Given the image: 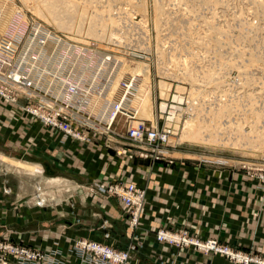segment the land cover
I'll return each mask as SVG.
<instances>
[{"label":"rangeland","instance_id":"rangeland-1","mask_svg":"<svg viewBox=\"0 0 264 264\" xmlns=\"http://www.w3.org/2000/svg\"><path fill=\"white\" fill-rule=\"evenodd\" d=\"M44 1L0 0V49L9 51L11 56L10 61L0 60V103L12 107V112L19 111L33 122L40 123L44 129L52 132V136L59 138V144L64 145L68 140H72L78 144L77 147L81 150L86 146L100 147L104 144L114 158L132 160L139 156L154 159L153 161L163 160L171 167H175L177 161L184 160L188 164H196L202 168L231 170L249 178L255 191L264 192V131L262 127L260 130V126L264 125V0H158L159 5L168 12L158 24L157 10H155L156 0H90L94 2L88 8L87 16L98 18V15L100 16L98 20H100L101 16L106 18V15L114 13L121 26L119 29L116 27L118 30L113 28V33H126L125 37H113L114 39H106L107 41L90 35L87 32L89 25L78 23L76 17L73 16L75 20H70L69 18L72 16L70 12L67 14L68 18H63L66 16L64 13H68L67 5H64L68 2L58 0L60 1L58 3L60 10L64 6L62 11L58 10L60 20H70L69 26L66 24L69 20L63 22L65 23L63 29V26L60 25L61 21L57 25L56 17L51 18L53 12L50 13L51 16L49 15L48 11L51 9L48 5L51 4L47 5L46 3L50 0ZM146 1L147 3H145ZM43 3L49 7V10L46 6L44 7ZM108 6H112L111 10L114 9V11L106 13ZM60 13L65 16L61 17ZM126 16L128 20L123 19ZM3 24H5V29L2 27ZM66 26L68 28H65ZM97 29L100 30L96 27ZM34 33H38L37 39L34 38ZM128 33H132L129 39ZM104 53L108 54L107 58L103 57ZM141 64L148 68L151 77L152 116L154 118L148 116L144 109L138 107L135 100L134 94L139 92L138 89L143 85L142 78L144 76H136L138 82L134 81L133 83L132 91L135 88L136 90L130 96V107L132 106L138 111L140 118L154 122V125L160 129L170 130L171 140L168 144L163 145L160 151L154 148L144 149L122 136L121 134H124L127 128L125 117L117 119L114 133L101 134L94 128L91 130L84 122V116L74 112H79L80 107H74L68 101L73 95L89 93V86H91L90 90L93 94L102 91L107 97H115V100L120 98L123 95V78L125 80L126 77L132 75L128 73L129 70L120 75L121 70L138 67ZM15 70L20 72L28 82L16 81L11 74ZM117 82L120 84L118 85ZM163 82L171 85L169 96L162 95L160 86ZM115 84L117 87L116 90H113ZM136 84L139 86L136 87ZM220 99L228 103L232 100H237L240 103L235 108L237 111L227 108L228 112L226 111L222 115L220 121L231 120L234 123L238 120V125H241L240 129L237 130L239 126L236 124L235 129L232 128L234 131L228 135L225 134L224 137L230 138V144L233 140L234 142L243 141L245 142L244 147L230 145L223 147L218 144L202 143L206 140L204 134L212 133V122H209L213 113L211 109ZM115 100L110 103H114ZM49 101L61 104L58 109L67 113L61 123L69 126L72 132L66 131L62 127L47 125L34 112L37 110L39 114L56 115L57 107L56 109L44 108L47 107L46 103ZM166 103L168 109H163V104ZM198 108L202 111H199ZM257 109L258 112L260 111L259 113L256 112ZM173 111L177 113L174 115L178 119H175L174 125L169 120L170 113ZM194 111H199L198 117L201 121L203 135L202 137L200 135L198 141L190 142L188 139V141L184 140L182 134L186 120H188L187 122L199 121L195 117ZM211 119L213 118L211 117ZM251 132L255 134L253 135ZM248 133L252 137L255 136V139L250 138ZM260 134L262 135L260 136ZM256 137L260 138L256 140ZM99 140L104 143L100 142L99 144ZM247 140L249 143L246 142ZM22 147L10 142L9 136L0 131V264H20L17 251L14 253L9 248V244L27 251L29 255L23 256L22 261L32 262V264H36L40 258L48 263L58 254H62L60 250L49 251L25 243L22 236L24 230L21 227L15 229L13 225L9 228L7 221L12 216L9 214L10 211L15 210L19 213L20 210H17L22 208V203L32 206L35 203L41 209L48 207L46 209L48 212L57 199L66 202V199L70 197L67 206L75 209L72 207L75 204L73 202L75 198L72 195L76 196V201H81L80 196L85 197V200H88L89 197L96 200L97 203L91 202L98 206V209L107 204L106 202L109 200H116L122 207V216L117 218L118 220L105 217L96 221L93 219L94 223L92 222L90 231L96 236V239L83 235L76 237L68 248L67 258L69 255L75 254L81 258L82 264H95V254L87 249H82L79 244V242L87 241L89 245L95 243L109 246L116 251H128L131 264L135 259H142L143 246L138 241L141 213L137 215L138 225L132 227L131 223L136 215L125 211L121 201L104 192V189L113 182L126 184L124 178L109 182L100 181L98 178L96 181L89 182L88 172L75 171L63 165V151L56 161L50 159L55 167L53 170L41 165L43 171H35V163L39 161L33 157L21 155ZM121 150L130 152L133 156L122 155ZM97 152H99L98 149ZM76 157L79 158L78 155ZM76 160L77 158H75ZM40 164L43 163L40 161ZM55 177L70 179L78 188L73 189L68 186L58 188L50 185L51 179ZM138 187L146 191L147 198V189ZM62 190L65 198L58 193ZM42 192H47L46 197L41 196ZM53 192L54 194H52ZM146 201L147 199H145V205ZM89 203L87 202L86 205L91 208L92 205ZM13 215L15 216V214ZM18 215L22 217L23 212ZM62 215L63 217L59 221L62 225L72 223L80 226L84 224V220L79 219L80 217L74 212ZM126 225L131 232V237L128 240L125 238L123 240L116 239L118 236L116 229L122 227L124 230ZM26 231L36 232L30 228H27ZM117 231L120 233L119 230ZM160 231L175 233L183 238H195L204 243L208 240H215L223 248L222 250L226 251L225 249L228 248L233 255L226 254V252L213 253L194 245L160 241L158 239ZM156 237L159 242L168 243L181 249L195 247L201 253H213L225 258L230 264H264L263 252L256 249L246 251L218 237L204 239L192 233L191 228L188 227H183L180 230L162 228L157 231ZM131 245H135L136 249H131ZM238 255H241L243 259H240ZM85 257L86 259H84ZM2 259L5 261L3 262ZM59 261L61 262L57 264H65L64 259H59Z\"/></svg>","mask_w":264,"mask_h":264},{"label":"crops","instance_id":"crops-1","mask_svg":"<svg viewBox=\"0 0 264 264\" xmlns=\"http://www.w3.org/2000/svg\"><path fill=\"white\" fill-rule=\"evenodd\" d=\"M0 129L9 136L10 142L23 146L21 155L39 161L35 163V171H43L41 165L53 170L55 167L50 159L56 161L63 151V165L75 171L88 172L89 182L98 178L106 182L124 178L126 183L133 182L147 189V201L138 229V241L143 246L142 259L133 260V264H230L221 256L201 253L195 247L181 249L159 242L156 233L162 228L180 230L188 227L192 233L204 239L218 237L243 250L256 249L264 253V192L255 191L250 179L242 174L231 170L202 168L184 160L177 161L175 167H171L163 160L153 161L139 156L132 160L114 158L111 151L105 148L104 141L100 140L99 144H103L100 147L86 146L83 150L78 149V144L72 140L62 145L59 144V138L52 136L40 123L33 122L19 111L12 112V107L2 103ZM51 181L50 185L58 188H78L67 178L55 177ZM58 193L65 198L63 190ZM72 197L76 199V196ZM80 197L81 201L73 200L75 204L72 207L75 209L67 206L70 197L66 202L55 199L48 212V207L41 209L35 203L34 206L22 203V208L17 211L23 212V216L20 217L15 210L10 211L12 216L8 218L7 225L9 228L13 225L15 229L21 227L24 230L23 241L29 245L49 251H62L57 258L64 259L65 264H82L81 258L75 254L65 258L73 240L82 235L96 239L90 231L92 222L102 217L118 220L122 216V207L116 200H104L107 204L98 209V206L93 205L97 203L96 200L89 197L86 201L85 197ZM87 202H90L91 208H88ZM70 212L77 214L84 224L62 225L59 222L63 217L61 214L69 215ZM27 228L36 232H28ZM116 232L118 240L131 237L127 225L126 229L120 227Z\"/></svg>","mask_w":264,"mask_h":264},{"label":"built area","instance_id":"built-area-1","mask_svg":"<svg viewBox=\"0 0 264 264\" xmlns=\"http://www.w3.org/2000/svg\"><path fill=\"white\" fill-rule=\"evenodd\" d=\"M38 33H34V38L37 39ZM61 38L59 37V40ZM58 40V41H59ZM97 53V51H96ZM6 57H3V56ZM10 52L6 51L4 49H0V60L2 61H10ZM104 58H107L103 56ZM18 69V68H17ZM13 75V78L18 82L26 83L28 82L26 78L23 77V75L18 72L17 70L13 71L11 73ZM21 74V75H20ZM133 83H128L126 81H123V95L115 100V97L106 96L105 94L100 91V93H94L92 90H90V87L88 88L89 93L86 94H76L73 95L68 101L71 103L74 107H80V111L76 112L78 115L84 116V122L90 128L93 130V128L101 134H110L114 133V126L119 117H125L127 122V128L126 132L124 134H121L122 136H125L128 140L135 143L136 145H139L142 148H154L157 149V151H160L162 146L165 144H168L171 140V133L170 130L160 129L158 126H155L153 122H150L148 120L142 119L139 117L138 111L135 110L134 107H130V96L133 95ZM114 103H110L114 101ZM110 103V104H108ZM109 105V106H108ZM47 109H56V115H45L44 113H38L37 110L34 112L38 114L47 125H51L58 128H64L66 131H71V128L67 126L66 124H62L61 120L65 118L64 115L67 113L65 111H62L58 109L61 104L58 102H52L49 101L46 103ZM43 107V106H42ZM107 107V108H106ZM71 114V113H70ZM68 114V115H70ZM121 154L128 155L132 157V153L127 152L125 150H121ZM104 192L108 193L110 197H115L119 201H121V204L125 208V211L134 213L136 216L134 220L131 223L132 227H136L138 225L137 223V215L138 213H142V210L145 207V199H146V191L144 189L139 188L135 183H126V184H120L118 182H113L109 184L105 189ZM185 237V236H184ZM158 239L160 241H167L171 244L177 243V244H187V245H194L198 246L206 251H210L213 253H222L226 252V254L233 255L230 252V249L226 248L222 250L218 245V242L215 240H208L206 243L191 238L188 239L187 237L183 238L182 236H178L175 233L171 232H163L160 231L158 233ZM82 249H87L96 256V263L95 264H131L130 261V253L128 251H116L113 248H110L109 246H102L97 245L95 243H92L89 245V242H79ZM136 244V243H135ZM10 245V249L19 255L18 262L20 264H32V262H23L22 258L23 256H28L29 254L27 251L20 247H14ZM131 249H136L135 245H131ZM240 259H243L241 255H238ZM67 258V257H65ZM6 259V258H5ZM5 259H2L4 262ZM36 259V258H32ZM86 259V257L84 258ZM61 261H59V258H53L51 261L44 262L42 258H40L39 261L36 262V264H57ZM90 263V261H89Z\"/></svg>","mask_w":264,"mask_h":264},{"label":"bare ground","instance_id":"bare-ground-1","mask_svg":"<svg viewBox=\"0 0 264 264\" xmlns=\"http://www.w3.org/2000/svg\"><path fill=\"white\" fill-rule=\"evenodd\" d=\"M39 1V0H38ZM44 0H42V2H43ZM49 1V0H48ZM52 0H50L49 2H51ZM61 1H63V0H61ZM68 3H67V2ZM70 0H65V2L67 3V4H64V5H67V10H68V13H64V14H66V16L65 15H63V14H61L60 13V16L62 17V16H65V17H63V18H68V16H67V14H69V12H70V15L72 14V16L69 18L70 20H77L78 21V23H80V24H88L87 26H88V28H87V26H86V28H87V32L90 34V35H94V36H97L98 38H101V39H103V40H105V41H107L108 39L109 40H111V38H122V37H125L126 36V33H118L117 34V32L116 33H113V28H116V27H118V29L120 28L119 26H121L120 25V22H119V19L117 20V18L118 17H116L115 18V16H114V13L112 14V15H110V14H108V15H106V18L105 17H103V16H101V21L100 20H98V18L100 17V16H98L97 15V17L98 18H95V16L94 17H92L91 15H89V16H87V13H88V8L89 7H91L92 6V3L94 2V1H90V0H76V1H70V2H72V3H70L69 2ZM99 1H101V0H99ZM142 1V0H141ZM157 1V3H156V8H155V10H157V12H156V14H157V24H158V22H160L161 20H162V17L166 14V9H164L162 6H160L159 5V1L158 0H156ZM179 1H182V0H179ZM218 1V0H217ZM44 2H47V0L46 1H44ZM46 3L47 5L48 4H51V5H48L49 7H50V9L51 10H49V7H47V5H44V3H43V5H44V7L46 6V8H48V12H49V15H50V13L51 12H53L54 13V15H53V13L50 15L51 16V18H53L54 16L56 17H54L55 19H56V23H57V25L59 24V22L61 21V23H60V25H62L63 26V29H64V24L65 23H63V22H67L69 19H67V21H65V19H61L60 20V17H59V11L58 10H60V5L58 4L60 1H58V0H53L52 1V3ZM65 2H63V3H65ZM166 2V1H165ZM193 2V1H192ZM145 3H147V1L145 2ZM162 3V1L160 2V4ZM180 3V2H179ZM196 3V2H195ZM261 3V2H260ZM263 3V2H262ZM136 5V4H135ZM169 5V4H168ZM59 6V7H58ZM63 6V5H62ZM64 7V6H63ZM63 7L61 8V10L60 11H62V9H63ZM261 7V6H260ZM45 8V9H46ZM59 8V9H58ZM111 8H112V6L111 7H109L108 6V10H106V13H110L112 10L114 11V9H112L111 10ZM146 8H148V7H146ZM94 9V8H93ZM261 9H263L262 7H261ZM2 10V9H1ZM37 10V9H36ZM35 10V11H36ZM58 11V15L56 14V12ZM193 10V9H192ZM196 10V9H195ZM38 11V10H37ZM39 11L41 12V10L39 9ZM65 12H66V10H64ZM94 11V10H93ZM101 11V10H100ZM105 11V10H104ZM112 11V12H113ZM169 11V10H168ZM172 11V10H171ZM12 12V11H11ZM101 12H103V10L101 11ZM100 12V13H101ZM170 12V11H169ZM15 13V12H14ZM92 13V12H91ZM168 13V12H167ZM58 16V18H57V16ZM89 14H90V12H89ZM95 14V13H94ZM103 14V13H102ZM101 14V15H102ZM263 14V13H262ZM69 15V16H70ZM96 15V14H95ZM129 15V14H128ZM170 15V14H169ZM42 16V15H41ZM73 16H74V18L75 19H73ZM104 16H105V14H104ZM124 16V15H123ZM166 16V15H165ZM168 16V15H167ZM171 16V15H170ZM44 18H45V14H44ZM122 18V17H121ZM165 18V17H164ZM163 18V19H164ZM168 18V17H167ZM57 19H59L58 21H57ZM123 19H127L128 20V17L126 16L125 18H123ZM47 20V19H46ZM54 20V19H53ZM63 20V21H62ZM70 20L66 23V24H68L67 26H69L70 25ZM122 20V19H121ZM55 21V20H54ZM125 21V20H124ZM48 22V21H47ZM63 23V24H62ZM65 27V28H68V27ZM60 28H62L61 26H59ZM81 27H82V25H81ZM96 27H98V28H100V30L99 29H97L96 30ZM127 27V26H126ZM4 29H5V27H3ZM117 29V28H116ZM117 29V30H118ZM123 29V28H122ZM124 30V29H123ZM2 31H5V30H3L2 29ZM114 32H115V30H114ZM122 32H124V31H122ZM131 34L132 33H128L127 34V37H128V39L130 38V36H131ZM113 38V39H114ZM107 39V40H106ZM69 40H71V39H69ZM116 40V39H115ZM114 40V41H115ZM72 41H74V40H72ZM116 41H118V40H116ZM120 41H123V40H120ZM119 42V41H118ZM117 42V43H118ZM123 43V42H122ZM113 44H114V42H113ZM218 44H220V43H218ZM120 45V44H119ZM124 47L126 46V45H123ZM217 46V45H216ZM219 46V45H218ZM8 50V49H7ZM120 50V49H119ZM243 54V53H242ZM252 55V54H251ZM104 56L105 57H107L108 56V54L107 53H104ZM253 56V55H252ZM256 56V55H255ZM121 59V58H120ZM247 60H249V59H247ZM251 60V59H250ZM253 60V59H252ZM257 60V59H256ZM261 60V59H260ZM186 62V61H185ZM188 63V62H187ZM187 63H186V65H187ZM128 70L130 71V72H128ZM125 72H128V73H130V74H132L131 75V77H126V79L124 80V78H123V80L122 81H126V82H128V83H131V82H138L137 81V79H136V76L137 75H141V76H144L142 79V82L144 81V83H146V84H144V83H142L143 85L141 86V88L140 89H138L139 90V92H136L134 95H135V100L137 101V103H138V107H140V108H142V109H144V111L148 114V116L150 115V117H152V118H154L153 116H152V110H153V101H152V90H151V88H150V85H151V77H150V73H149V70H148V68L146 67V66H144V65H139L138 67H129V68H123L122 70H121V74L120 75H123ZM119 76V75H118ZM120 77V76H119ZM140 78V77H139ZM217 78H219V77H217ZM119 80H120V78H119ZM140 81V80H139ZM121 82V81H120ZM117 84L119 85L120 83H118L117 82ZM140 84H141V82H140ZM137 85L138 84H136V87H137ZM146 85V86H145ZM139 86V85H138ZM116 87H117V85L115 84L114 85V88H113V90H116ZM160 87H162V95L163 96H169V93H170V91H171V85L170 84H167V83H162V85L160 86ZM134 90H136V88L134 89ZM115 92V91H114ZM113 92V93H114ZM256 93H257V91H256ZM252 94V93H251ZM260 94V93H259ZM249 95V94H248ZM249 97H251V96H249ZM258 97V96H257ZM180 98H182L181 96H180ZM253 98V97H252ZM260 98V97H259ZM262 98V97H261ZM177 99V98H176ZM250 99V98H249ZM179 100V99H178ZM251 101V100H250ZM253 101V100H252ZM240 103H238V101L236 100V101H231L230 103H228L227 101H225V100H223V99H220V100H218V102L215 104L216 106L213 108V109H211V110H213V113H212V116H210V120H209V122H212V124H211V128H212V130H211V132L212 133H210V134H204V136H205V138H206V140H204V141H202V143L203 144H207V145H210V144H215V145H220V146H223V147H226L227 145H230V146H236V147H244V143L245 142H243V141H241V142H238V140L237 141H235L234 142V140H233V142L230 144V138L229 139H227L226 137H224V135L225 134H229L231 131H234L232 128H234L235 126H236V124L238 125V123H237V121L238 120H236V122H234V123H232L231 122V120H229V121H224V122H222V121H220L221 119L220 118H222V115H224V113H226V111H227V108H229V110H234V111H237L235 108H237L238 107V105H239ZM254 104V103H253ZM167 103L166 104H163V109H165V108H167ZM201 106H203V105H201ZM200 106V107H201ZM255 106H257V105H255ZM248 107H252V106H248ZM247 107V108H248ZM259 107V106H258ZM253 108V107H252ZM255 108V107H254ZM168 109V108H167ZM240 109V108H239ZM238 109V110H239ZM198 110L199 111H202V110H200V108H198ZM210 110V111H211ZM241 110V109H240ZM199 111H194V115H195V117L199 120V121H197V120H192V121H189V122H187L188 120H186V125L184 126V130H183V134H182V138L184 139V140H186V141H195V140H199V137H200V135H201V137H202V135H203V132L201 131V121H200V118L198 117V114H199ZM210 111H208V112H210ZM251 111H253V110H251ZM228 112V111H227ZM239 112V111H238ZM256 112H258V109H257V111ZM260 112V111H259ZM258 112V113H259ZM21 113V112H20ZM234 113V112H233ZM241 113V112H240ZM247 113V112H246ZM252 113V112H251ZM171 114V116H169V120H170V123H172V125H174L173 123L175 122V119H176V117H175V115L177 114V113H175V111H173L172 113H170ZM175 114V115H174ZM256 114V113H255ZM244 115H246L247 116V114H244ZM261 115V114H260ZM179 116V115H178ZM177 116V117H178ZM248 116H250V114H248ZM211 117L213 118V119H211ZM255 117L257 118V116L255 115ZM243 118V117H242ZM241 118V119H242ZM253 118H254V116H253ZM260 118V117H259ZM205 119V118H204ZM176 120H178V119H176ZM155 121V120H154ZM194 121V122H193ZM202 121H205V120H202ZM254 121V120H253ZM258 121V120H257ZM260 121V120H259ZM193 122V123H192ZM209 122H206L205 121V123H209ZM226 122V123H225ZM245 122V121H244ZM246 122H247V120H246ZM240 124H241V122H239ZM153 124H154V122H153ZM248 124V123H247ZM252 124H254V123H252ZM121 125V124H120ZM171 125V124H170ZM250 125V124H249ZM259 125V124H258ZM239 126V125H238ZM237 126V127H238ZM124 127V126H123ZM240 127H241V125L239 126V128H237V130H239L240 129ZM261 127H262V129H263V131H264V125L262 126H260V130H262L261 129ZM121 128V127H120ZM259 128V127H258ZM115 129V128H114ZM122 129V128H121ZM235 129V128H234ZM257 130H259V129H257ZM120 132V131H119ZM52 133V132H51ZM249 133H250V131H249ZM248 133V134H249ZM251 134H253V132H251ZM255 134V133H254ZM253 134V135H254ZM250 135V134H249ZM262 134H260V136H261ZM255 137V136H254ZM254 137H252V135H250V138H254ZM263 137H264V132H263ZM62 138V137H61ZM250 138H248V139H250ZM257 138L258 137H256V140H257ZM260 138V137H259ZM258 138V139H259ZM188 139V140H187ZM201 139H203V138H201ZM255 139V138H254ZM251 140V139H250ZM256 140H254V141H256ZM74 142V141H73ZM181 142H182V140H181ZM180 142V143H181ZM247 143H249L248 142V140L246 141ZM252 142H253V140H252ZM79 143V142H78ZM198 144V143H197ZM85 151V150H84ZM44 195H45V192L43 193V194H41V196L42 197H44ZM38 198V197H37ZM41 202H42V200H41ZM41 202H39V203H41Z\"/></svg>","mask_w":264,"mask_h":264}]
</instances>
